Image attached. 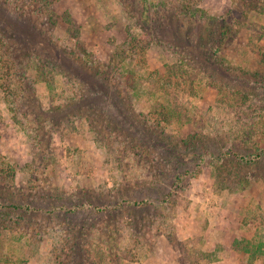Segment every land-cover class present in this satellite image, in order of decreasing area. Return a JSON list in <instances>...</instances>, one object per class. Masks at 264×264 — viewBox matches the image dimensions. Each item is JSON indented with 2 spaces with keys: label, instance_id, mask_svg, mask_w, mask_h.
I'll return each mask as SVG.
<instances>
[{
  "label": "rangeland",
  "instance_id": "374dc122",
  "mask_svg": "<svg viewBox=\"0 0 264 264\" xmlns=\"http://www.w3.org/2000/svg\"><path fill=\"white\" fill-rule=\"evenodd\" d=\"M263 51L264 0H0V264H264V150L211 166Z\"/></svg>",
  "mask_w": 264,
  "mask_h": 264
},
{
  "label": "trees",
  "instance_id": "16d2710c",
  "mask_svg": "<svg viewBox=\"0 0 264 264\" xmlns=\"http://www.w3.org/2000/svg\"><path fill=\"white\" fill-rule=\"evenodd\" d=\"M198 20H204V33H200L201 38H200V53L202 56H204L205 59L209 60L211 58L210 54H205V50L203 48V46L206 45L205 40L210 39V35L213 33L212 31H214L213 29V24L216 21V16H211L210 14H207L205 11H201V14L199 17H197ZM214 21V22H213ZM183 29L187 28L186 24H182ZM209 36V37H208ZM133 43V48L138 46V43L136 41H132ZM264 53V51L262 52ZM192 81H194L195 79L192 78ZM249 137L247 139L244 140V142H248ZM224 145H218V147L216 148L215 151H212V159H211V166L212 169L214 171L216 180H219V178H221V168L223 165L225 166H231L234 165L237 162L238 158L240 157V160L244 163V164H250L252 165L254 162L257 161L258 158H260L262 156V151L264 150L262 147H258V149L260 150V152H258L257 154H254V156H256L255 159L253 158H248V155L244 154L243 152H241L240 150H238L236 147L230 145V146H226L225 148H223ZM199 155H203L205 153V149L203 147V150L198 152ZM207 154L208 151H207ZM240 163V162H238ZM222 166H221V165ZM230 172H232V170H230ZM240 177V183L243 184V186L247 185L249 183V173H247L245 176H241ZM256 246L248 247V251H250L251 253V257H255L258 254L264 253V244L263 243H256Z\"/></svg>",
  "mask_w": 264,
  "mask_h": 264
}]
</instances>
